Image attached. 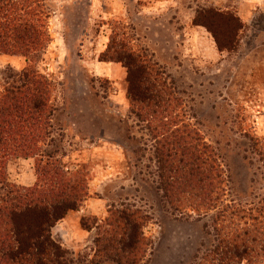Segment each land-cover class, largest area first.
<instances>
[{"label": "rangeland", "instance_id": "1", "mask_svg": "<svg viewBox=\"0 0 264 264\" xmlns=\"http://www.w3.org/2000/svg\"><path fill=\"white\" fill-rule=\"evenodd\" d=\"M44 6L50 40L30 60L50 82L54 108L46 138L53 143L41 147L55 150L60 168L76 174L86 191L50 228L52 238L72 257L90 259L114 211L137 209L149 218L139 229L150 242L142 264H196L217 242L213 212H178L162 201L156 156L191 130L217 154L227 178L224 203L252 210L260 204L264 0H44ZM105 51L113 57L144 51L139 58L149 55L165 73L156 79L152 116L131 103L125 67L99 60ZM27 62L20 54L0 57V89L7 73ZM5 174L30 186L34 158H9Z\"/></svg>", "mask_w": 264, "mask_h": 264}, {"label": "trees", "instance_id": "2", "mask_svg": "<svg viewBox=\"0 0 264 264\" xmlns=\"http://www.w3.org/2000/svg\"><path fill=\"white\" fill-rule=\"evenodd\" d=\"M47 19L44 0H0V53L20 54L28 60L20 71L7 73L10 81L0 89V264H142L150 242L146 246L139 229L149 218L137 209L114 211L109 233L96 236L95 255L90 259L72 257L51 236L50 228L79 205L86 191L76 174L70 176L60 168L55 150L41 147L53 143L51 137L46 138L52 132L49 120L54 108L50 82L32 68L30 60L50 40ZM142 52L128 51L123 56L115 52L113 57L105 51L99 60L119 61L125 67L131 103L143 105L141 109L152 116L158 103L156 79L165 73L149 55L141 60ZM178 135V142H166L159 149L155 187L173 210L189 208L198 216L213 212L211 225L217 242L196 264L242 259L245 264L260 259V264L264 259V198L255 210L224 203L227 178L216 152L191 130ZM172 150H176L173 156ZM258 153H264V143ZM15 156L34 158L35 180L30 186L7 179L5 163ZM260 157L264 162L263 154ZM80 224L89 227L83 221Z\"/></svg>", "mask_w": 264, "mask_h": 264}, {"label": "crops", "instance_id": "3", "mask_svg": "<svg viewBox=\"0 0 264 264\" xmlns=\"http://www.w3.org/2000/svg\"><path fill=\"white\" fill-rule=\"evenodd\" d=\"M3 55H6V56H13V55H7V54H1V53H0V57H2ZM31 183H32V180H30L29 182H27L26 185H30Z\"/></svg>", "mask_w": 264, "mask_h": 264}]
</instances>
